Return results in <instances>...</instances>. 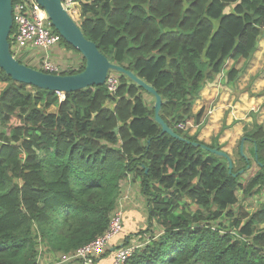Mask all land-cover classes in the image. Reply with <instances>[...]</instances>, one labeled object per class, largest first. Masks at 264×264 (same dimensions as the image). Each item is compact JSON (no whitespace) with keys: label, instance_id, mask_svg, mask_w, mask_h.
Here are the masks:
<instances>
[{"label":"trees","instance_id":"16d2710c","mask_svg":"<svg viewBox=\"0 0 264 264\" xmlns=\"http://www.w3.org/2000/svg\"><path fill=\"white\" fill-rule=\"evenodd\" d=\"M80 11L85 36L158 91L162 118L184 139L162 133L155 96L123 73L114 92L105 83L61 99L0 68V264H39L47 254L71 262L108 229L129 177L147 197L150 223L125 231L126 212L93 264H110L135 236L144 241L124 264H264V203L241 204L264 193V125L246 126V157L240 141L232 172L200 145L222 149L218 139L187 128L201 123L194 104L206 86L238 88L264 38V0H81ZM81 58L79 69L56 73L83 71ZM152 220L162 230L147 237Z\"/></svg>","mask_w":264,"mask_h":264},{"label":"water","instance_id":"95a60500","mask_svg":"<svg viewBox=\"0 0 264 264\" xmlns=\"http://www.w3.org/2000/svg\"><path fill=\"white\" fill-rule=\"evenodd\" d=\"M36 1L46 10L48 17L51 19L58 33L82 54L85 59V69L75 74H60L39 70L20 62L12 53L11 43L9 41L13 27V0H0V68L7 75L20 83L66 94L86 89L92 85H104L110 70L121 72L127 75L138 86L143 87L155 96V120L162 126V133H168L184 139L162 118L160 112L164 101L158 91L132 70L125 68L121 64L112 62L102 53L96 42L85 36L78 22L70 14L64 0ZM245 139L246 137H243L241 140L240 147V151L243 154ZM193 144L199 145L196 142H193ZM200 145L204 149L225 157L228 161L230 172L233 171L234 161L226 150L219 149L218 147L212 148L206 144ZM241 173H243V170H240L235 175Z\"/></svg>","mask_w":264,"mask_h":264},{"label":"crops","instance_id":"0c3cea01","mask_svg":"<svg viewBox=\"0 0 264 264\" xmlns=\"http://www.w3.org/2000/svg\"><path fill=\"white\" fill-rule=\"evenodd\" d=\"M238 87L234 92L221 90L219 86H206L194 104V113L204 109L201 123L197 124L192 118L187 127L190 134L197 133L198 138L208 144L218 139V145L232 156L235 163V144L244 136L246 126L251 127L254 120L264 125L263 44L244 74V84Z\"/></svg>","mask_w":264,"mask_h":264},{"label":"rangeland","instance_id":"374dc122","mask_svg":"<svg viewBox=\"0 0 264 264\" xmlns=\"http://www.w3.org/2000/svg\"><path fill=\"white\" fill-rule=\"evenodd\" d=\"M65 3H66V6L68 7L70 14L73 16V18L78 23H80L81 22V17H80L81 0H65ZM9 41L11 43V48H12L14 55L16 56V58L20 62H22L28 66H31L33 68L39 69V70H42V69H43V71L45 70L44 64H45L46 60H50L52 64L58 66L60 68V72L66 71L70 68L79 69L81 66L80 64H82L81 53L79 51H76L73 48L67 47L65 44H63L61 42L49 47L48 49L35 48L31 51H27V50H18L16 48V45L13 42L14 41L13 40V32L10 33ZM261 44L264 45V39H262L260 41V45ZM109 74L117 77L118 79L122 75L121 72H118L115 70H110ZM243 84H244V75L240 78V80L238 82V86H241ZM37 90L38 89L34 88L32 91L36 93ZM59 96L61 99L65 98L64 93H59ZM144 96H145V98L149 104L153 103L154 99L150 94L144 93ZM51 110L55 111L56 106L53 105L51 107ZM262 111L264 112V110H262ZM2 131L3 130L0 129V132H2ZM242 139H243V137H242ZM242 139L240 138L236 141L235 148H234L235 151H234L233 157H235V159H236V163H235L236 167L239 164V160H242L240 158V154L238 153V149H237V147L240 144V141ZM244 145H245V142H244ZM249 146H250V144L247 142L246 143L247 151H248ZM240 147H241V144H240ZM244 148H245V146H244ZM244 154H245V149H244ZM244 154L241 153V155L246 157L245 156L246 154L245 155ZM251 163H252L251 164L252 169H249V171H247V173H246V176H248V177L257 171V167L254 164V158H252V157H251ZM242 178L244 180L246 179L245 177H242ZM122 186H123V188H122L123 194H122L121 201H119V208H118L117 212L122 211L123 216L126 214V212L128 213L129 218L125 219V221H124L125 231L131 230V225H130L131 222H133V224L138 225L139 229L145 228L150 223V221H149V209L147 207V197L144 194H142L140 189H139V182L133 181L129 177V178H127V180L122 182ZM263 203H264V194L263 193L261 195L251 197L247 200L242 199V201H241V204L243 206H245L248 210H254L255 208H257V206H259ZM161 230H162L161 225L156 220H152L151 225L148 228V232H145V233H146V236L148 237L151 234L160 233ZM136 237L137 236H135V238H132L130 244H128V245L142 244L143 243V241H144L143 239H138ZM121 243H122V239H119V240H117V242L115 243L114 246H116V244L118 245ZM112 245L113 244H111L110 246H112ZM128 245H126V246H128ZM119 248H123V247H118L117 249H119ZM98 254H100V253H98ZM70 260H71V262H69L68 264H87V263H84V261L78 257H72ZM39 264H66V263H64V262L60 263L57 255L47 254V255H43V258L41 259Z\"/></svg>","mask_w":264,"mask_h":264},{"label":"built area","instance_id":"2783aa9c","mask_svg":"<svg viewBox=\"0 0 264 264\" xmlns=\"http://www.w3.org/2000/svg\"><path fill=\"white\" fill-rule=\"evenodd\" d=\"M13 28H15L13 42L18 50L48 49L61 41V36L55 31L46 10L36 0H13ZM44 69L51 73L60 71V68L50 60H46ZM106 84L109 90L114 92L119 85L118 78L109 74ZM179 127L186 128V125L181 123ZM122 224L123 213L119 211L113 216L108 229L91 242L79 247L73 257H78L87 264H93V256L103 252L112 244L122 231ZM138 246L141 244L116 249L111 264H124Z\"/></svg>","mask_w":264,"mask_h":264},{"label":"flooded vegetation","instance_id":"af4514ba","mask_svg":"<svg viewBox=\"0 0 264 264\" xmlns=\"http://www.w3.org/2000/svg\"><path fill=\"white\" fill-rule=\"evenodd\" d=\"M81 13V12H80Z\"/></svg>","mask_w":264,"mask_h":264}]
</instances>
